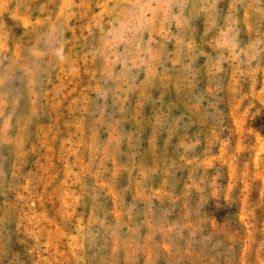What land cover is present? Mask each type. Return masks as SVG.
Returning <instances> with one entry per match:
<instances>
[{
	"label": "rangeland",
	"instance_id": "1",
	"mask_svg": "<svg viewBox=\"0 0 264 264\" xmlns=\"http://www.w3.org/2000/svg\"><path fill=\"white\" fill-rule=\"evenodd\" d=\"M0 264H264V0H0Z\"/></svg>",
	"mask_w": 264,
	"mask_h": 264
}]
</instances>
